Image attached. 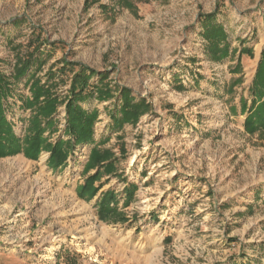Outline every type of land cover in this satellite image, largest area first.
Instances as JSON below:
<instances>
[{
    "label": "rangeland",
    "instance_id": "374dc122",
    "mask_svg": "<svg viewBox=\"0 0 264 264\" xmlns=\"http://www.w3.org/2000/svg\"><path fill=\"white\" fill-rule=\"evenodd\" d=\"M126 1L131 9L121 0H0V71L12 70L10 40L38 36L53 48L43 82L66 60L108 73L114 92L83 105L99 111L95 142L77 146L65 167L48 168L47 153L0 158V264H264V130L243 126L264 51V0ZM209 14L229 36L221 62L205 53L199 19ZM243 47L253 56L240 55ZM115 88L149 105L135 126L112 129ZM16 92L28 94L24 80ZM10 103L7 118L22 136L29 113ZM55 120L51 141L65 138L63 105ZM96 144L114 154L119 176L103 175L86 201L76 190L96 172L83 175ZM126 184L137 189L123 208ZM107 190L127 223L97 217Z\"/></svg>",
    "mask_w": 264,
    "mask_h": 264
},
{
    "label": "trees",
    "instance_id": "16d2710c",
    "mask_svg": "<svg viewBox=\"0 0 264 264\" xmlns=\"http://www.w3.org/2000/svg\"><path fill=\"white\" fill-rule=\"evenodd\" d=\"M120 7L131 9L126 0L118 3ZM104 12L111 11L109 6L102 5ZM202 37L206 42L205 53L214 61L221 62L229 56V36L225 27L217 22L216 14L203 15L200 19ZM16 21L14 23H18ZM47 42L41 41L38 36L32 37L26 45L8 47L13 53L14 63L8 75L0 71V158L23 154L29 160H37L42 153H47L46 165L56 171L66 166L69 156L77 146L94 144V127L98 122L99 111L87 110L84 104L90 101L104 103L113 99L114 92L106 82L108 73H98L88 67L74 62L63 60L61 67L54 71L49 69L45 81L38 77V73L45 65L51 50H43ZM51 46V45H50ZM240 55L253 56V50L248 47L240 49ZM94 76L98 77L96 84H91ZM24 80L27 95H20L16 87ZM67 84L65 95L57 90L60 84ZM119 106L109 112L113 130H120L125 125L135 126L149 105L142 99H135L125 88H115ZM251 103L247 108L244 121L245 131L253 135L264 130V51L261 52L251 87ZM16 98L20 105L18 109L28 112L24 120V132L18 136L14 131V123L7 118L12 106L10 100ZM65 109V127L63 136L51 141L52 134L57 131L55 116L58 108ZM47 134V135H46ZM99 144L93 146L83 167V175L96 170L93 175L87 176L84 184L77 187L78 196L91 201L100 188L94 183L103 175H118L116 158L109 150H101ZM121 177V176H120ZM136 186L126 184L123 189V208L127 207L132 199ZM118 196L111 190L102 192L95 204L97 217L107 223H127V218L118 209Z\"/></svg>",
    "mask_w": 264,
    "mask_h": 264
}]
</instances>
